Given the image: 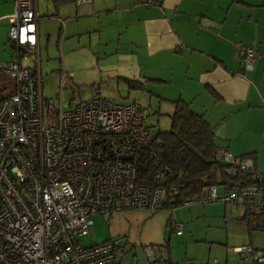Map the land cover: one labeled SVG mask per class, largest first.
Masks as SVG:
<instances>
[{
  "label": "built area",
  "instance_id": "1",
  "mask_svg": "<svg viewBox=\"0 0 264 264\" xmlns=\"http://www.w3.org/2000/svg\"><path fill=\"white\" fill-rule=\"evenodd\" d=\"M162 1L137 3L159 7ZM37 20L36 0H14L8 33L13 54L0 62L5 80L0 91V264H121L129 248L121 238L91 247L80 243L92 216L108 223L121 212L156 214L176 191L171 188L166 197L168 168L153 152L154 185L137 182L133 158L155 140L139 103L108 101L94 88L88 101L71 106L61 101L62 85L57 102L44 98ZM237 54L246 67L258 58L252 46L238 45ZM29 55L34 56L32 68L24 65ZM216 158L234 163L227 151ZM239 170L250 175L251 185L222 195L213 186L182 206L248 204L264 210V173L247 160ZM169 227L178 236L184 231L174 221ZM232 252L245 264H264V251L251 245ZM144 254L148 264H170L159 248H145Z\"/></svg>",
  "mask_w": 264,
  "mask_h": 264
},
{
  "label": "crops",
  "instance_id": "2",
  "mask_svg": "<svg viewBox=\"0 0 264 264\" xmlns=\"http://www.w3.org/2000/svg\"><path fill=\"white\" fill-rule=\"evenodd\" d=\"M137 2L36 0L41 87L44 76L58 96L62 85L60 96L71 94V106L88 101L94 88L112 102L132 97L147 121L149 111L170 118L174 103L183 102L210 126L220 150L251 156L248 165L264 173V0ZM13 13L14 0H0V62L13 54ZM240 44L258 54L247 67ZM169 221L176 222L168 210L117 213L101 243L121 238L129 248H159L178 264L170 240L185 226L178 236Z\"/></svg>",
  "mask_w": 264,
  "mask_h": 264
},
{
  "label": "trees",
  "instance_id": "3",
  "mask_svg": "<svg viewBox=\"0 0 264 264\" xmlns=\"http://www.w3.org/2000/svg\"><path fill=\"white\" fill-rule=\"evenodd\" d=\"M174 105V111L169 118L170 130L155 134V140L150 147L133 158L138 170L137 182L140 185H154L156 168L149 158L150 153L153 152L158 158L161 167L168 168L163 188L166 197L171 188L175 189L176 195L172 199L168 198L163 210L174 211L182 208L185 200L194 198L213 186L217 188V194L222 195L251 185L250 175L239 170L240 163L251 156L233 158L232 164L219 161L216 156L221 150L214 141L212 129L203 117L194 114L183 102L178 101ZM232 170H236L235 175L231 173ZM243 206L244 215L240 221L246 224L248 232H264V210L259 212L248 204ZM252 221H257L254 228L251 226ZM168 261L173 264L169 259ZM191 263L194 262L188 264Z\"/></svg>",
  "mask_w": 264,
  "mask_h": 264
},
{
  "label": "rangeland",
  "instance_id": "4",
  "mask_svg": "<svg viewBox=\"0 0 264 264\" xmlns=\"http://www.w3.org/2000/svg\"><path fill=\"white\" fill-rule=\"evenodd\" d=\"M34 62V56L29 55L26 63ZM4 79H0V91L4 85ZM8 83V82H6ZM12 83V81H11ZM42 94L44 98L58 101V93L53 82L43 77ZM72 99L71 94L63 93L61 101L65 104ZM75 101V99H74ZM119 104L133 102L132 97H123L113 101ZM148 123L154 134L166 133L170 130V119L165 116H157L149 111ZM220 194L221 191L219 190ZM173 212V219L185 226L181 237L172 236L170 240L171 258L178 264L194 262L198 259L212 264L215 260L219 264H238V256L232 252L234 248L251 245L264 251V232H248L246 224L240 219L244 215L243 207L228 208L222 203L205 205H193L190 208H179ZM257 221H252L254 228ZM107 232V223L98 215L91 218V226L87 236L80 239L84 247L100 244ZM130 250V251H129ZM126 257L121 264H148L144 250L141 247H133L125 250Z\"/></svg>",
  "mask_w": 264,
  "mask_h": 264
}]
</instances>
